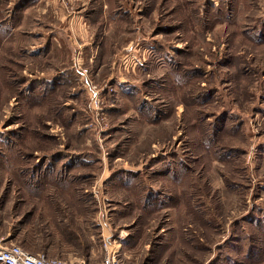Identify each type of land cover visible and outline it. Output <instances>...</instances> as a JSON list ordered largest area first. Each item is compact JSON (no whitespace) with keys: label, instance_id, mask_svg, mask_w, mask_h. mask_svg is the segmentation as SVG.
Returning a JSON list of instances; mask_svg holds the SVG:
<instances>
[{"label":"rangeland","instance_id":"obj_1","mask_svg":"<svg viewBox=\"0 0 264 264\" xmlns=\"http://www.w3.org/2000/svg\"><path fill=\"white\" fill-rule=\"evenodd\" d=\"M104 228L264 264V0H0V246L98 262Z\"/></svg>","mask_w":264,"mask_h":264},{"label":"built area","instance_id":"obj_2","mask_svg":"<svg viewBox=\"0 0 264 264\" xmlns=\"http://www.w3.org/2000/svg\"><path fill=\"white\" fill-rule=\"evenodd\" d=\"M90 86V85H89ZM93 87L91 93H93ZM96 100L92 103L96 105ZM103 257L98 262H89L86 259L64 260L50 258L44 254L31 255L19 246H0V264H121L117 251L110 249L108 241L103 242Z\"/></svg>","mask_w":264,"mask_h":264},{"label":"crops","instance_id":"obj_3","mask_svg":"<svg viewBox=\"0 0 264 264\" xmlns=\"http://www.w3.org/2000/svg\"><path fill=\"white\" fill-rule=\"evenodd\" d=\"M46 80H51V79H48L47 78ZM32 81H31V83H28V85H30V87H32L33 84H34L33 86H35V83H32ZM45 83L47 84L46 81H45ZM35 88L32 87L31 90L36 91L37 88L36 89ZM48 186H51V182L48 183V181H47L45 183V187H48ZM45 199H46V203H47V206H45L46 207L45 210H47V212L53 213L54 212L53 198L49 199L48 196H46ZM48 203H49V205H48ZM96 220H97V218H96ZM97 225L99 226L98 222H97ZM102 225H104V224H102ZM108 225L106 226V224H105L106 227H108ZM100 226H101V224H100ZM104 229H105V233L103 234V232H102L100 234L101 241L102 242L108 241L109 242V245H110V249H112L114 251H119L120 252V254L118 255L119 256L120 263H121L122 260L124 262L123 264L127 263V260H129L130 257H131V251L126 247V246H129V241L131 240V236H130L131 230L130 229H128V230L127 229H122V230H119L118 232H116L115 235H110V233L112 234L113 232H111L110 229H108V228H104ZM62 230H64V229L62 228ZM119 234L120 235L121 234H124V236L122 238H119V237H121V236H119ZM145 236L148 238L149 241L151 240L150 239L151 238V235L147 234ZM75 241L76 242H74L73 245H75V247L77 249H79L80 247L83 249V250L81 249V251L79 252L81 255L88 256V258H90L93 255V253H94L93 244H89L88 246H80L79 245V243H80L79 242L80 241L79 235H78L77 239H75ZM65 243L68 244V240H66ZM151 256H152V258H150V260H149L151 263H148L149 262L148 261L147 262L148 264H152V261L154 263L157 261V259H154V257H153L154 256V253H152Z\"/></svg>","mask_w":264,"mask_h":264}]
</instances>
